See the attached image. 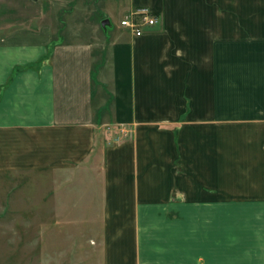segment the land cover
I'll list each match as a JSON object with an SVG mask.
<instances>
[{"label":"crops","instance_id":"0c3cea01","mask_svg":"<svg viewBox=\"0 0 264 264\" xmlns=\"http://www.w3.org/2000/svg\"><path fill=\"white\" fill-rule=\"evenodd\" d=\"M103 1L158 23L0 25V174L47 178L75 264H264V0Z\"/></svg>","mask_w":264,"mask_h":264},{"label":"rangeland","instance_id":"374dc122","mask_svg":"<svg viewBox=\"0 0 264 264\" xmlns=\"http://www.w3.org/2000/svg\"><path fill=\"white\" fill-rule=\"evenodd\" d=\"M43 2L25 0L12 10L3 5L0 25H8L14 31L29 30L42 22L45 13L59 10L63 32L57 41H75L101 36L112 26L116 29L122 16L116 9L105 16L100 6L105 3L103 0H50L47 5ZM105 20L109 24L103 29L101 23ZM45 184L48 181L42 175L0 174V264H75L82 258L79 252L86 250L82 246L85 241L74 238L82 231L79 225L51 223L59 208L48 207L46 201L43 204L40 200L47 195Z\"/></svg>","mask_w":264,"mask_h":264},{"label":"built area","instance_id":"2783aa9c","mask_svg":"<svg viewBox=\"0 0 264 264\" xmlns=\"http://www.w3.org/2000/svg\"><path fill=\"white\" fill-rule=\"evenodd\" d=\"M159 16L156 15L149 7H139L130 11L119 21V25L131 31L134 36H141L144 27H151L158 23ZM107 130H110L107 127ZM120 135L116 141L122 140L129 135V129H120Z\"/></svg>","mask_w":264,"mask_h":264},{"label":"water","instance_id":"95a60500","mask_svg":"<svg viewBox=\"0 0 264 264\" xmlns=\"http://www.w3.org/2000/svg\"><path fill=\"white\" fill-rule=\"evenodd\" d=\"M107 23H108L107 20L103 21V22H102V26L105 27V25H106Z\"/></svg>","mask_w":264,"mask_h":264}]
</instances>
